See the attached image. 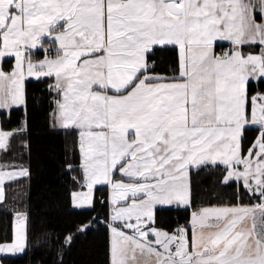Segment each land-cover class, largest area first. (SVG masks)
Instances as JSON below:
<instances>
[{"label": "snow or ice", "instance_id": "1", "mask_svg": "<svg viewBox=\"0 0 264 264\" xmlns=\"http://www.w3.org/2000/svg\"><path fill=\"white\" fill-rule=\"evenodd\" d=\"M32 80L79 153L59 264L101 227L110 264H264V0H0V153L30 154ZM21 179L28 166L0 163V204ZM10 211L0 264L31 250L30 213Z\"/></svg>", "mask_w": 264, "mask_h": 264}, {"label": "trees", "instance_id": "2", "mask_svg": "<svg viewBox=\"0 0 264 264\" xmlns=\"http://www.w3.org/2000/svg\"><path fill=\"white\" fill-rule=\"evenodd\" d=\"M42 52V51H40ZM43 53V52H42ZM165 63L170 54L164 53ZM11 62H4L7 68ZM30 116L29 139L30 154L25 153L30 168V179L7 184L12 193L17 189H28L25 203L30 213V252L23 258L10 260L8 264H59L57 255L61 244L56 237L63 235L80 219L70 201V190L74 186L69 173L65 170L68 163H77L79 158L75 136L50 127V93L45 83L32 80L26 84ZM0 115V121H3ZM20 113L14 111L12 118L4 127L15 128ZM17 148V147H16ZM215 176L201 172L193 174L194 186L201 190L215 187ZM228 192L229 189H217ZM202 199H207L202 196ZM217 201L213 200L212 203ZM166 227L184 224L186 213L165 210L161 213ZM11 211L0 209V241L12 236ZM63 264H110L109 235L100 228L85 237H80L70 248H65Z\"/></svg>", "mask_w": 264, "mask_h": 264}, {"label": "rangeland", "instance_id": "3", "mask_svg": "<svg viewBox=\"0 0 264 264\" xmlns=\"http://www.w3.org/2000/svg\"><path fill=\"white\" fill-rule=\"evenodd\" d=\"M223 44H226L228 46V42H223ZM41 49H35L33 50V54L36 58L42 59L44 56V53L40 52ZM6 62H11L14 64V59L12 58H6ZM4 61V62H5ZM17 147V148H16ZM12 149V151L8 154L0 153V163H3L5 160L13 161L16 163H22L26 166H28V161L25 158V154L23 155H17V153H25V150L16 146ZM29 167V166H28ZM8 183H6L7 185ZM6 197L7 201L5 204H0L1 210H11L13 208H17L21 211H26V200L28 197V189H17L13 193L9 191L6 187ZM23 205V206H22Z\"/></svg>", "mask_w": 264, "mask_h": 264}, {"label": "crops", "instance_id": "4", "mask_svg": "<svg viewBox=\"0 0 264 264\" xmlns=\"http://www.w3.org/2000/svg\"><path fill=\"white\" fill-rule=\"evenodd\" d=\"M223 46H224V47H227V45H226V44H223ZM40 51H42V52L44 53L43 49H41Z\"/></svg>", "mask_w": 264, "mask_h": 264}]
</instances>
